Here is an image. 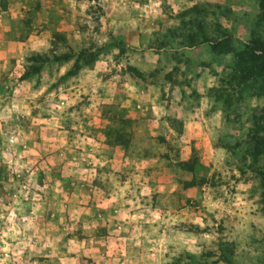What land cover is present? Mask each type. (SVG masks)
I'll return each mask as SVG.
<instances>
[{
	"label": "rangeland",
	"instance_id": "1",
	"mask_svg": "<svg viewBox=\"0 0 264 264\" xmlns=\"http://www.w3.org/2000/svg\"><path fill=\"white\" fill-rule=\"evenodd\" d=\"M61 1L0 0L12 41ZM69 2L0 59V264H264V1Z\"/></svg>",
	"mask_w": 264,
	"mask_h": 264
},
{
	"label": "crops",
	"instance_id": "2",
	"mask_svg": "<svg viewBox=\"0 0 264 264\" xmlns=\"http://www.w3.org/2000/svg\"><path fill=\"white\" fill-rule=\"evenodd\" d=\"M70 0H62L60 2V12H54L51 13L52 11L49 9L48 11H46L45 16L47 17L45 20V26L43 28L44 32H48L49 31H70V29L72 30V25L67 22L69 18V12L67 9V6H65L64 4L68 3V5L71 4V2H69ZM78 2V1H77ZM73 4V2H72ZM75 4V3H74ZM77 4V3H76ZM51 6V5H50ZM64 8V9H63ZM12 13L11 12H7L5 10H1L0 11V59L2 58V56H8V55H17L21 49H24L26 47H32L33 45V40H39V38L42 35V30H35L32 31L31 34H28L26 37V41L25 42H15L12 41L13 37L11 36L12 33V27L10 24V20H11V16ZM51 15H54L52 18ZM12 29V30H11ZM38 32V33H37ZM35 33H37V36L35 35ZM67 34V33H66ZM49 35V34H48ZM37 38V39H36ZM23 46V47H22ZM31 49V48H30ZM202 121L203 119L198 120H193V121H184V125L183 128L187 131L188 129H191L193 135H195V137H197L199 140L202 139L201 135H203V146H204V151H207V140L205 141V132H203L202 129ZM207 138V136H206ZM219 146V145H217ZM208 147L210 148L209 150L211 151V146L210 144L208 145ZM217 148L220 147H215V150Z\"/></svg>",
	"mask_w": 264,
	"mask_h": 264
},
{
	"label": "trees",
	"instance_id": "3",
	"mask_svg": "<svg viewBox=\"0 0 264 264\" xmlns=\"http://www.w3.org/2000/svg\"><path fill=\"white\" fill-rule=\"evenodd\" d=\"M260 1H264V0H260ZM200 33V29L198 28V31L196 32ZM194 34V35H196ZM193 34L191 36H188V43H192L194 40ZM222 39H217L214 42H212L210 44V50L213 54H221V53H226L229 52L231 50V45L230 42L228 41L227 37H222ZM227 39V40H226ZM256 41H250V46L251 49L254 50H258L260 51V53H264L263 47H261L260 45V40L258 38ZM201 40L204 41L206 40V38L203 36L201 37ZM200 40V41H201ZM29 59L34 60V62H36V64L31 65L28 67V69L30 68V70L26 69L22 74H21V78H25L26 76H28L30 73H35L38 71L40 65L43 63L44 59L42 58V56L35 54L32 56L28 57ZM129 69H131L129 67ZM262 78L264 80V71L262 73ZM264 91V89H262ZM215 100H219L218 98H216ZM221 100V99H220ZM221 102L223 104L224 103L223 100H221ZM117 142V138L115 139V141L113 143ZM249 147H244V149L242 150V154L244 155H248L249 159V163L245 166L247 169L253 170V172L255 174H257L258 176H260L261 181L263 182V187H264V164H259L256 169L253 168V164H256V162H258L259 158L262 157L264 155V118L263 117H259L257 118L253 123L252 126L250 128V134L248 136V146ZM238 144L235 143L234 147H237ZM243 169L242 166H238V170L239 172H241V170Z\"/></svg>",
	"mask_w": 264,
	"mask_h": 264
}]
</instances>
